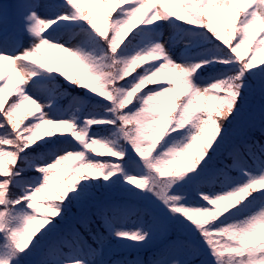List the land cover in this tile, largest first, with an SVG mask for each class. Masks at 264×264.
Listing matches in <instances>:
<instances>
[{
    "label": "snow or ice",
    "instance_id": "6c2138e0",
    "mask_svg": "<svg viewBox=\"0 0 264 264\" xmlns=\"http://www.w3.org/2000/svg\"><path fill=\"white\" fill-rule=\"evenodd\" d=\"M262 52L264 0H0V264H264Z\"/></svg>",
    "mask_w": 264,
    "mask_h": 264
},
{
    "label": "trees",
    "instance_id": "16d2710c",
    "mask_svg": "<svg viewBox=\"0 0 264 264\" xmlns=\"http://www.w3.org/2000/svg\"><path fill=\"white\" fill-rule=\"evenodd\" d=\"M46 54L48 55V57L50 59L53 60L54 64L57 62V60L59 59V57L62 55L59 53V51L57 49H46ZM264 59V52H262L260 54V56L257 58V63H259L260 60ZM61 70L63 72H65L66 75H70L73 79H83L85 83H88L90 82L87 77H82V74L80 72V69L76 67L75 63L74 62H71L69 63L68 65H62L61 66ZM68 91L71 92L72 91V87L71 86H68ZM77 92H80L82 91L81 89H77L76 90ZM9 93H10V88L8 90H6L5 92V97H6V101L7 99L10 98L9 96ZM257 136H260V133L259 131H257L255 133ZM186 161H181L179 164L175 165V167H180L181 164L185 163ZM171 170V169H170ZM66 178V177H65ZM39 200V198H38ZM41 215H47L46 212L43 211V209L41 210ZM34 228H41L42 225H34L33 226ZM130 258H135V253H132L131 254V257Z\"/></svg>",
    "mask_w": 264,
    "mask_h": 264
},
{
    "label": "rangeland",
    "instance_id": "374dc122",
    "mask_svg": "<svg viewBox=\"0 0 264 264\" xmlns=\"http://www.w3.org/2000/svg\"><path fill=\"white\" fill-rule=\"evenodd\" d=\"M168 7L172 8V7H174V6H172V5H168ZM162 31H165V30H162ZM169 33H170V30L165 31V36H167ZM70 38H73V39H74V37H70ZM178 50H179V49H178ZM178 50H177V51H178ZM11 87H12V86H11Z\"/></svg>",
    "mask_w": 264,
    "mask_h": 264
}]
</instances>
